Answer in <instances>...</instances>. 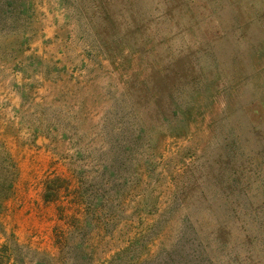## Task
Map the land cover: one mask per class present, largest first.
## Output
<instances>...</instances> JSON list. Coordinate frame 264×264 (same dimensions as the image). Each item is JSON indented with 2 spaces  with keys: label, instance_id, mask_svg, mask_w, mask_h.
Masks as SVG:
<instances>
[{
  "label": "rangeland",
  "instance_id": "obj_1",
  "mask_svg": "<svg viewBox=\"0 0 264 264\" xmlns=\"http://www.w3.org/2000/svg\"><path fill=\"white\" fill-rule=\"evenodd\" d=\"M0 76L22 245L264 264V0H0Z\"/></svg>",
  "mask_w": 264,
  "mask_h": 264
},
{
  "label": "trees",
  "instance_id": "obj_2",
  "mask_svg": "<svg viewBox=\"0 0 264 264\" xmlns=\"http://www.w3.org/2000/svg\"><path fill=\"white\" fill-rule=\"evenodd\" d=\"M18 179L17 162L8 150L6 145L0 141V214L5 201L13 194ZM46 202H54L60 198L62 190L68 189L67 181L53 176L47 177L44 183ZM71 225V224H70ZM92 223L85 222L80 225L77 222L76 231L91 230ZM107 231L111 228L109 222L105 225ZM0 231L5 241L0 243V264H94L93 255L87 246L86 240L67 235V230L55 229L58 254L32 249L22 245L14 234L8 235L0 223ZM140 244L139 239H134L131 245L113 255L104 264H213L203 252L202 256L193 255L178 261H170L167 257L156 256L151 260H142L135 255L136 245ZM177 250V249H176ZM175 250V252H176ZM169 254V252L167 253Z\"/></svg>",
  "mask_w": 264,
  "mask_h": 264
},
{
  "label": "crops",
  "instance_id": "obj_3",
  "mask_svg": "<svg viewBox=\"0 0 264 264\" xmlns=\"http://www.w3.org/2000/svg\"><path fill=\"white\" fill-rule=\"evenodd\" d=\"M8 93V91H7V87H6V81H5V79L2 77V76H0V108H3V104H2V99H3V97L6 95ZM16 101H15V99L12 101V103H13V108H14V103H15ZM11 107V108H12ZM7 113V111H5V112H0V128H1V126L2 125H5L6 124V117H5V115H7L6 114ZM1 131V130H0Z\"/></svg>",
  "mask_w": 264,
  "mask_h": 264
}]
</instances>
